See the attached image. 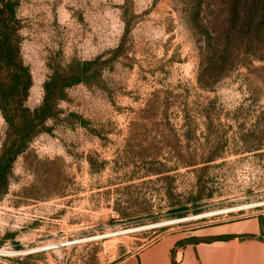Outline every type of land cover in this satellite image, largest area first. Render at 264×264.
Returning <instances> with one entry per match:
<instances>
[{"label":"rangeland","instance_id":"obj_1","mask_svg":"<svg viewBox=\"0 0 264 264\" xmlns=\"http://www.w3.org/2000/svg\"><path fill=\"white\" fill-rule=\"evenodd\" d=\"M8 1L24 104H54L0 190V262L116 264L264 214V0Z\"/></svg>","mask_w":264,"mask_h":264},{"label":"crops","instance_id":"obj_2","mask_svg":"<svg viewBox=\"0 0 264 264\" xmlns=\"http://www.w3.org/2000/svg\"><path fill=\"white\" fill-rule=\"evenodd\" d=\"M116 264H264V214L167 235Z\"/></svg>","mask_w":264,"mask_h":264},{"label":"trees","instance_id":"obj_3","mask_svg":"<svg viewBox=\"0 0 264 264\" xmlns=\"http://www.w3.org/2000/svg\"><path fill=\"white\" fill-rule=\"evenodd\" d=\"M12 4L0 0V111L8 132L0 152V190L5 187L7 174L16 154L37 132L40 123L52 115L54 91L46 84L39 108L31 111L24 101L32 86L29 70L19 58L20 38Z\"/></svg>","mask_w":264,"mask_h":264},{"label":"bare ground","instance_id":"obj_4","mask_svg":"<svg viewBox=\"0 0 264 264\" xmlns=\"http://www.w3.org/2000/svg\"><path fill=\"white\" fill-rule=\"evenodd\" d=\"M207 216H210V215H208V214L199 215V216L194 217V219H201V218H203V217H207ZM185 220H188V219H186V218H184V219H179V220H176V222H182V221H185ZM173 224H174V223H173ZM3 254H4V252L0 251V255H3Z\"/></svg>","mask_w":264,"mask_h":264},{"label":"built area","instance_id":"obj_5","mask_svg":"<svg viewBox=\"0 0 264 264\" xmlns=\"http://www.w3.org/2000/svg\"><path fill=\"white\" fill-rule=\"evenodd\" d=\"M0 264H19V263H14L11 261H3V262H0Z\"/></svg>","mask_w":264,"mask_h":264}]
</instances>
